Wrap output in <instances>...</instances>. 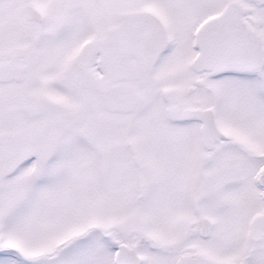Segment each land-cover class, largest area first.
Segmentation results:
<instances>
[{"label": "snow or ice", "instance_id": "1", "mask_svg": "<svg viewBox=\"0 0 264 264\" xmlns=\"http://www.w3.org/2000/svg\"><path fill=\"white\" fill-rule=\"evenodd\" d=\"M0 264H264V0H0Z\"/></svg>", "mask_w": 264, "mask_h": 264}]
</instances>
